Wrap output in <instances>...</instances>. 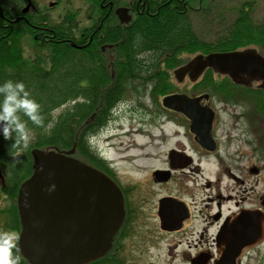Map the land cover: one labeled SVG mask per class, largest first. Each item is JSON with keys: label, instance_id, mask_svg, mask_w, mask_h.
I'll use <instances>...</instances> for the list:
<instances>
[{"label": "flooded vegetation", "instance_id": "obj_1", "mask_svg": "<svg viewBox=\"0 0 264 264\" xmlns=\"http://www.w3.org/2000/svg\"><path fill=\"white\" fill-rule=\"evenodd\" d=\"M82 2L81 12L72 14L75 36L81 43L79 51L96 48L98 41L111 40L118 31L125 33L142 10L147 11L146 0ZM70 10V0H0L2 26L16 23L18 30L30 31L22 39H28L33 48L68 43L64 37L54 41L49 26L63 22L68 28ZM121 16L127 21H121ZM81 19L84 26L79 28ZM110 45L99 44L98 48L108 49ZM246 48L264 58V45ZM205 72L206 76L203 72L194 85H189L191 89L177 91L190 98L206 96L198 105L184 107L187 112H201L196 115L197 123L181 111L158 107L161 160L158 176L154 177L155 171L151 173L158 189H136L119 182L114 172L116 161L104 146L102 158L90 157L87 149L82 156L85 163L116 184L122 199L121 223L108 252L98 260L103 264H264V78L244 86L211 69ZM132 78L87 74L81 78L80 88L86 93L93 91L92 99H88L93 103L101 96L96 91L101 79L108 81L104 85L108 84L111 91L120 87L124 92L130 84L116 81ZM204 80H210L209 90H193ZM222 103L223 107L218 105ZM101 104L94 108L92 114L96 116L87 117L85 124L90 129L98 127L97 139L103 144L113 122L124 127L125 115L137 111L127 102L111 108L107 101ZM247 176H255L249 183L257 189L246 185ZM6 188L0 176V231L10 234L4 236L2 244L8 239L15 246L19 234L11 222L15 189ZM4 253L8 256L7 251Z\"/></svg>", "mask_w": 264, "mask_h": 264}, {"label": "trees", "instance_id": "obj_2", "mask_svg": "<svg viewBox=\"0 0 264 264\" xmlns=\"http://www.w3.org/2000/svg\"><path fill=\"white\" fill-rule=\"evenodd\" d=\"M207 1L146 0L147 11L142 10L129 30L125 33L118 31L112 35L111 40L103 38L96 43V48L89 46L84 51L71 46L74 44L78 47L81 43L75 36L77 26L70 12L67 17L68 28L65 29L63 22L49 26L53 30L50 35L54 36V41L64 37L69 40L68 43L56 44L46 49L35 45L37 52H33L31 58L23 57L20 44L22 37L31 32L18 30L14 25L16 23L3 27L4 19L0 18V83L5 80L22 81L30 96L40 104V113L44 120V125L38 126L20 113V119L25 121L28 133L33 134L26 149L23 148V141L16 143L15 134L8 139L0 135V168L7 177L9 189H15L12 191V198L16 196L19 183L31 173V149L56 147L68 150L75 144L76 154L85 155V135L92 129L88 125L83 126L84 121L94 113V108L101 107L103 100L111 108L120 100L122 94L120 87L111 91L112 88L104 85L108 81L101 79L97 82L99 86L96 90L100 92L101 98L95 97L93 103H88V99H92L94 95L93 91L86 93L80 88L84 75L110 73L104 60L108 61L110 57L116 59L117 62L113 63V72L116 75H145L144 79L147 80L138 83L148 84L152 96L158 98L176 90L167 71L183 64L177 59L178 54L190 51L207 54L214 51H232L250 44H264V19L261 22L253 20L254 6L251 1L240 4L231 27L219 39L212 43L200 40L192 29L190 16L192 12L201 10ZM104 43L111 44V47L99 49V44ZM140 53L146 55L138 59ZM163 64L165 70L162 69ZM209 81L204 80L194 90H209ZM125 82L128 83L129 79ZM66 105L69 106L58 115H52L56 109ZM49 122L53 126L46 130L45 126ZM13 210L11 222L18 229L15 206ZM11 258L15 264H26L14 248H11ZM89 264L103 263L94 261Z\"/></svg>", "mask_w": 264, "mask_h": 264}, {"label": "water", "instance_id": "obj_3", "mask_svg": "<svg viewBox=\"0 0 264 264\" xmlns=\"http://www.w3.org/2000/svg\"><path fill=\"white\" fill-rule=\"evenodd\" d=\"M207 67L243 85L264 76L263 58L250 49L197 55L173 75L179 82L186 75L195 81ZM203 97L172 94L162 98L161 104L197 123L201 112H187L184 107L198 105ZM73 153L74 147L30 151L33 171L20 184L16 198L21 228L16 249L28 264H86L99 259L110 248L120 224L123 210L118 188L73 158Z\"/></svg>", "mask_w": 264, "mask_h": 264}, {"label": "rangeland", "instance_id": "obj_4", "mask_svg": "<svg viewBox=\"0 0 264 264\" xmlns=\"http://www.w3.org/2000/svg\"><path fill=\"white\" fill-rule=\"evenodd\" d=\"M245 1L253 2V20L255 22H261V20L264 19V0H208L207 3L205 2L202 6L205 9L202 8L196 13L192 12L190 16L192 29L195 35L200 40L209 43L219 39L223 33L231 27V22L235 19L238 7ZM83 4L82 0H70L71 13L78 14V11L81 12ZM78 16L80 18V15ZM78 26L79 28L84 26V21H82V19L79 20ZM24 40H21L20 42V44H23L24 56L29 57L32 52L35 54L37 49H31L28 39L24 38ZM198 53L199 52L191 51L183 52L177 55V59L180 63H184L192 59ZM115 60L116 59L114 58V62L111 63H116L117 61ZM162 69L165 70L164 64L162 65ZM173 69H168L167 73L170 76L169 80L175 86V89L178 92L191 89V87H189L190 82L186 77L182 83L176 82L172 72ZM142 77H144V75H139L134 79L135 81H130V87L125 88L121 95L123 100L128 101L127 105H133L136 107L133 110L137 112L125 115L127 123L124 127L120 126V122H113L111 124L112 131L106 135L107 139L103 144L101 143V145L106 148L108 155L116 161V169L114 172L116 173L119 182L126 186H134L136 189H158V186L152 181L151 173L158 169L161 160V156H159L161 131L158 126V106H160L159 102L161 95L158 96L157 100L154 99V97L151 99V90L148 93L146 89L144 90L140 88V83H138L140 80L138 79ZM105 87H108V84H106ZM136 88H138L139 93L135 92ZM69 105L59 107L52 115H58ZM218 105H221L222 107L224 106L223 103ZM97 134H100L99 131H97ZM95 135L96 132L92 133L90 136ZM28 137L29 139L27 143L25 144L23 142L24 149H26L31 142L33 134L28 133ZM86 137H89V135ZM155 138H157V140H155ZM93 142L94 140L91 139V143ZM166 143L168 146V141L165 142V144ZM152 148L153 150L146 152ZM75 157L79 159L77 154H75ZM262 165L264 167V164ZM2 173L5 176L3 171ZM254 177L255 176L246 177V185L251 189L253 188V184H250L249 182H252V180L255 179ZM261 179V190L262 193H264V169L261 171ZM253 189H257V187L255 186ZM4 236L5 231H0V259H7L4 251L8 249L3 247L2 244Z\"/></svg>", "mask_w": 264, "mask_h": 264}, {"label": "clouds", "instance_id": "obj_5", "mask_svg": "<svg viewBox=\"0 0 264 264\" xmlns=\"http://www.w3.org/2000/svg\"><path fill=\"white\" fill-rule=\"evenodd\" d=\"M139 39L137 35V40ZM145 55L140 53L137 58L142 59ZM40 107V104L30 96L22 81L5 80L0 83V135L8 139L15 134L17 144L21 141L26 144L29 139L28 131L25 121L20 119V113L27 116L35 125H44ZM52 126L49 122L45 129H51ZM8 235L10 234H5V236ZM3 247L8 249L9 258L0 259V264H15L14 259L11 258L12 244L8 239L4 240Z\"/></svg>", "mask_w": 264, "mask_h": 264}, {"label": "bare ground", "instance_id": "obj_6", "mask_svg": "<svg viewBox=\"0 0 264 264\" xmlns=\"http://www.w3.org/2000/svg\"><path fill=\"white\" fill-rule=\"evenodd\" d=\"M155 140H157V138H155ZM151 150H153V148H152V149H150V150H147L146 152H148V151H151Z\"/></svg>", "mask_w": 264, "mask_h": 264}]
</instances>
